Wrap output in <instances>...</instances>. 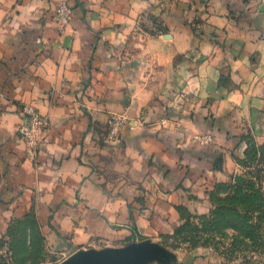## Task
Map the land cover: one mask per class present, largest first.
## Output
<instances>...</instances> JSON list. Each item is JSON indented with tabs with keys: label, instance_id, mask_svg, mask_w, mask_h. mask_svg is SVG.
Masks as SVG:
<instances>
[{
	"label": "crops",
	"instance_id": "0c3cea01",
	"mask_svg": "<svg viewBox=\"0 0 264 264\" xmlns=\"http://www.w3.org/2000/svg\"><path fill=\"white\" fill-rule=\"evenodd\" d=\"M62 1L73 9L65 24ZM149 11L168 34L134 33ZM185 12L204 17V35ZM142 43L162 47L156 90L152 74L141 81L119 66L122 45ZM26 104L50 122L35 151L17 133ZM111 113L127 117L112 141ZM247 126L264 136V3L0 0V204L18 214L36 203L44 252L116 257L132 247L131 220L146 242L175 233L181 206L200 211L212 181L238 171Z\"/></svg>",
	"mask_w": 264,
	"mask_h": 264
},
{
	"label": "rangeland",
	"instance_id": "374dc122",
	"mask_svg": "<svg viewBox=\"0 0 264 264\" xmlns=\"http://www.w3.org/2000/svg\"><path fill=\"white\" fill-rule=\"evenodd\" d=\"M246 1L251 3V0ZM184 17L197 36L204 35L203 16L197 14L194 18L185 12ZM138 21L140 22L134 28V33L139 37L168 34V26L160 13H143ZM217 35V30H213V36ZM159 51H162V47L156 44H143L139 49L135 45L131 48L129 44L122 45L119 66L125 69L129 65L133 68L135 77L141 81L152 74L149 83L156 90L163 82V64L157 57ZM90 87L89 83L85 88ZM113 115L126 117L125 114L111 113L109 136ZM122 129L117 139L122 135ZM244 129L246 130L239 132L243 135L244 153H233L234 160L239 164L238 171L230 175L228 180L212 181L206 189V203L200 211L193 212L185 205L180 208L182 222L176 234L163 235L156 243L151 239L147 241L149 245L154 244L167 251L152 255L150 253V264L187 263L198 257L207 258L210 264H264V136L258 138L249 126ZM194 138L204 143L214 140L210 134H197ZM21 205H16L15 208ZM23 206L26 208L24 211L12 214L3 211L6 207L0 204V264H42L40 262L50 258H53L54 263L62 261L60 264H64L76 254L74 249L62 255L50 254L44 250L34 251L31 248L26 251L24 246L28 239L29 248L30 236H25V233L32 232L37 225V205L29 202ZM133 222L131 220L129 223L133 231L130 244L139 246L146 239ZM34 247L33 245L32 248ZM83 250L86 249L78 251Z\"/></svg>",
	"mask_w": 264,
	"mask_h": 264
},
{
	"label": "built area",
	"instance_id": "2783aa9c",
	"mask_svg": "<svg viewBox=\"0 0 264 264\" xmlns=\"http://www.w3.org/2000/svg\"><path fill=\"white\" fill-rule=\"evenodd\" d=\"M253 4H263L264 0H251ZM56 17L62 24L68 23L73 18V9L67 1H62L58 6ZM23 120L18 126L17 133L28 145L31 151H35L41 145L44 135L49 127V119L41 114L35 107L26 104L22 108ZM127 122V118L121 115H113L111 118L110 140L119 137L121 129ZM205 137V136H204ZM207 138V137H206ZM209 138V135H208ZM211 138V137H210Z\"/></svg>",
	"mask_w": 264,
	"mask_h": 264
},
{
	"label": "water",
	"instance_id": "95a60500",
	"mask_svg": "<svg viewBox=\"0 0 264 264\" xmlns=\"http://www.w3.org/2000/svg\"><path fill=\"white\" fill-rule=\"evenodd\" d=\"M149 244V242H145L140 244L139 246L132 245L129 251L124 252L116 257L107 259L105 258L102 260L97 259V255L92 252H77L76 254L71 256L64 264H145V262L140 261H149V259H152V254L165 252L159 246L155 247L154 244ZM154 257H156V255H154Z\"/></svg>",
	"mask_w": 264,
	"mask_h": 264
},
{
	"label": "trees",
	"instance_id": "16d2710c",
	"mask_svg": "<svg viewBox=\"0 0 264 264\" xmlns=\"http://www.w3.org/2000/svg\"><path fill=\"white\" fill-rule=\"evenodd\" d=\"M182 207H184V206H181L180 208H182ZM180 227H181V225L176 229L175 234L177 233V231ZM28 235L30 236L29 248H28V239H27L26 240L27 242L24 246V249L26 251H27V249H29V251H30V248H31V250L42 252L44 250V238L40 232L38 221H37V225H36L35 229H33L32 232L25 233V236H28ZM37 240H38V242H37ZM33 245L35 246L34 248H32ZM20 249L23 250V247H21ZM42 262H44V261H42ZM42 262H40V263H42Z\"/></svg>",
	"mask_w": 264,
	"mask_h": 264
}]
</instances>
